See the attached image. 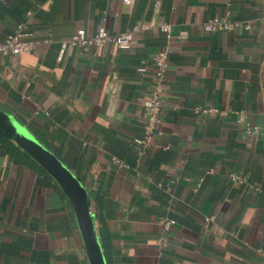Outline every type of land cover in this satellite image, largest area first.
<instances>
[{
    "label": "crops",
    "instance_id": "1",
    "mask_svg": "<svg viewBox=\"0 0 264 264\" xmlns=\"http://www.w3.org/2000/svg\"><path fill=\"white\" fill-rule=\"evenodd\" d=\"M226 14L252 27L198 31ZM19 22L53 42L0 54V110L82 181L98 237L109 244L108 264H256L264 247V0H0V40ZM100 28L133 29L131 48L60 53L62 40ZM158 50L169 59L163 133L139 153L133 139L143 135ZM230 172L245 182L234 183ZM161 219L175 222L165 231ZM0 264H89L59 184L1 142Z\"/></svg>",
    "mask_w": 264,
    "mask_h": 264
},
{
    "label": "built area",
    "instance_id": "2",
    "mask_svg": "<svg viewBox=\"0 0 264 264\" xmlns=\"http://www.w3.org/2000/svg\"><path fill=\"white\" fill-rule=\"evenodd\" d=\"M125 3H130L131 0H123ZM156 9L159 6V2L156 1ZM29 16L30 13L28 12ZM249 22H241L232 20L228 14L225 16H214L203 21L197 26L199 32L202 33H215V32H236L249 30L251 28ZM136 29V28H135ZM161 30L169 33L170 28L168 24H163ZM188 36V32L181 31L178 35L179 38L185 39ZM133 39V29L127 30L120 34H111L104 28H100L94 35H88L83 30L77 31L69 38L61 41L60 53L62 54L67 49H80L88 51L92 47L112 45L114 48L120 51H127L131 48ZM53 42V38H37L33 32L30 31L26 22H19L12 33L8 34L3 40H0V54L2 55H21L32 52L39 44H49ZM152 65L154 67V80L153 85L150 88L148 97L145 99V106L147 108V119L144 124L143 135L133 139V142L140 146L139 153L146 150L155 137L160 136L163 133L161 127V118L164 112L163 109V94H164V79L166 72L169 68L168 52L166 50H158L153 54ZM145 67H139V72H144ZM197 113L211 114L219 113L221 115H227L226 110L215 108L213 106H197L195 108ZM244 113V110L238 112ZM256 130L246 127V133L253 134ZM113 162L121 168H128L129 165L123 160L113 157ZM206 174H212L213 169L209 168L205 171ZM230 179L234 183H244L245 178L238 172H230ZM203 178L192 185L193 190H197ZM174 220L161 219L160 223L165 229L169 230L174 224ZM161 243L166 241V237L161 238ZM257 262L256 264H264V247L256 249Z\"/></svg>",
    "mask_w": 264,
    "mask_h": 264
},
{
    "label": "water",
    "instance_id": "3",
    "mask_svg": "<svg viewBox=\"0 0 264 264\" xmlns=\"http://www.w3.org/2000/svg\"><path fill=\"white\" fill-rule=\"evenodd\" d=\"M0 134L15 142L59 184L74 210L89 264H107L91 211V199L78 176L27 126L1 110Z\"/></svg>",
    "mask_w": 264,
    "mask_h": 264
},
{
    "label": "trees",
    "instance_id": "4",
    "mask_svg": "<svg viewBox=\"0 0 264 264\" xmlns=\"http://www.w3.org/2000/svg\"><path fill=\"white\" fill-rule=\"evenodd\" d=\"M0 142L2 144H4V146L6 147L7 151L13 156V157H17L19 160L21 159L23 162H25V164L29 165V166H33L36 167L42 171H44L42 169V167H40V165H38L31 157H29L28 155H26L24 152H22L20 150V148L18 146H16L11 140H9L8 138H6L5 136L0 134ZM100 240V244L107 262V256H108V251H109V244L106 240H104V236L99 239ZM108 264V262H107Z\"/></svg>",
    "mask_w": 264,
    "mask_h": 264
}]
</instances>
